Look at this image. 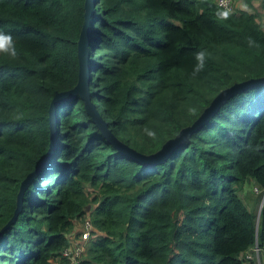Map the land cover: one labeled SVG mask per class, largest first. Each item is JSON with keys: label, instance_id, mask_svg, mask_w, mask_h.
Segmentation results:
<instances>
[{"label": "trees", "instance_id": "1", "mask_svg": "<svg viewBox=\"0 0 264 264\" xmlns=\"http://www.w3.org/2000/svg\"><path fill=\"white\" fill-rule=\"evenodd\" d=\"M93 2L89 98L139 154L157 152L225 88L264 77L254 12L214 0ZM83 13L84 0H0V30L17 49L0 53V264H67L84 215L94 231L76 264H257L254 247L264 261V200L255 222L238 195L245 183L264 191V83L230 96L152 164L117 151L77 94L63 98L46 155L51 99L77 81ZM201 50L209 58L194 77Z\"/></svg>", "mask_w": 264, "mask_h": 264}, {"label": "water", "instance_id": "2", "mask_svg": "<svg viewBox=\"0 0 264 264\" xmlns=\"http://www.w3.org/2000/svg\"><path fill=\"white\" fill-rule=\"evenodd\" d=\"M94 7L93 0H84V13H83V24L80 30L78 39H77V61H78V71H77V81L75 86L64 92L55 93L51 99L48 117H49V129H50V147L46 153L49 154L51 147L53 146L52 142L54 140V106L57 101L63 98H69L73 95H78L79 98L83 101L85 111L90 115L92 122L98 126L101 133L105 137V139L119 152L126 155L130 159H133L135 162L140 164H152L159 162L164 158V156L173 149L184 137H186L189 133L196 130L203 123L206 122L207 118L222 104L226 99H228L233 94L238 91L249 88L258 83H264V77L248 79L241 82L234 83L229 87L225 88L221 92H219L211 101L209 106L202 112V114L188 127L182 129L174 138L167 140L160 149L151 154V155H142L134 150L128 148L123 143L118 141L114 136L110 134L108 129L106 128V124L99 116L98 112L94 108L93 103L90 101L89 92H88V64H87V54H86V41L88 37V22L90 15L92 13V9ZM23 182L21 183L20 190L17 194V203L14 211V215L12 220L16 216V212L18 210L20 204V197L22 192ZM257 219V215H256ZM11 220V221H12ZM10 221V222H11ZM7 227V226H5Z\"/></svg>", "mask_w": 264, "mask_h": 264}, {"label": "built area", "instance_id": "3", "mask_svg": "<svg viewBox=\"0 0 264 264\" xmlns=\"http://www.w3.org/2000/svg\"><path fill=\"white\" fill-rule=\"evenodd\" d=\"M215 3L223 8L226 11H231L235 5L236 0H214ZM253 191H258L257 186L252 189ZM76 234H70L68 237L69 246L62 251V255L66 257L67 264H76L79 260L80 255L83 253L84 243L90 238L91 232L94 231L91 226L88 217H85L79 227L77 228ZM252 256L255 258L257 264L260 263V259L262 258V253L258 250V248L254 247L252 249ZM251 255H246V259H250ZM264 263V261H263Z\"/></svg>", "mask_w": 264, "mask_h": 264}, {"label": "clouds", "instance_id": "4", "mask_svg": "<svg viewBox=\"0 0 264 264\" xmlns=\"http://www.w3.org/2000/svg\"><path fill=\"white\" fill-rule=\"evenodd\" d=\"M222 18H226V17H222ZM250 46H251V42H250ZM0 53L5 54L12 58H15L17 56V49L13 37L10 34L4 33L2 30H0ZM208 58H209V54L207 50H201L195 53L196 64L192 72V75L194 77L199 75V73H201L202 71H204ZM196 111L197 110L195 107H190L188 109V113L190 115H194ZM145 131L147 132V135L151 139L153 140L156 139V133L154 131H150L147 129Z\"/></svg>", "mask_w": 264, "mask_h": 264}, {"label": "rangeland", "instance_id": "5", "mask_svg": "<svg viewBox=\"0 0 264 264\" xmlns=\"http://www.w3.org/2000/svg\"><path fill=\"white\" fill-rule=\"evenodd\" d=\"M240 2V1H239ZM256 187L255 184H247L245 183L242 187L241 190L238 191V195L240 197V199L242 200V202L244 203V205L246 206V208H248V210L254 212L255 214V222H256V215H257V211H258V207L259 204L261 203L262 200H264V191L261 192V190L258 188V191H253L252 189ZM92 207V206H90ZM85 217H87L86 215H84ZM84 217V218H85ZM83 218V219H84ZM80 223L78 224L77 228L79 229L80 227ZM97 233V232H95ZM82 255V256H81ZM79 259L83 257V254H81ZM246 255L245 254L242 258V260L244 262H248L249 259H246ZM253 258V256H252ZM263 258V255H262ZM262 262L263 264V260L260 259V263Z\"/></svg>", "mask_w": 264, "mask_h": 264}, {"label": "crops", "instance_id": "6", "mask_svg": "<svg viewBox=\"0 0 264 264\" xmlns=\"http://www.w3.org/2000/svg\"><path fill=\"white\" fill-rule=\"evenodd\" d=\"M235 8L254 12L257 22L264 23V0H236Z\"/></svg>", "mask_w": 264, "mask_h": 264}]
</instances>
